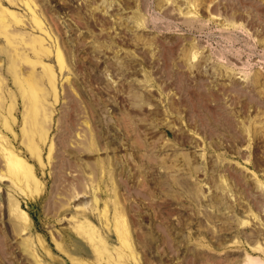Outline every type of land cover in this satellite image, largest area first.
<instances>
[{"label":"rangeland","instance_id":"obj_1","mask_svg":"<svg viewBox=\"0 0 264 264\" xmlns=\"http://www.w3.org/2000/svg\"><path fill=\"white\" fill-rule=\"evenodd\" d=\"M0 20V264H264V0H0Z\"/></svg>","mask_w":264,"mask_h":264},{"label":"bare ground","instance_id":"obj_2","mask_svg":"<svg viewBox=\"0 0 264 264\" xmlns=\"http://www.w3.org/2000/svg\"><path fill=\"white\" fill-rule=\"evenodd\" d=\"M1 21V20H0ZM7 28V27H6ZM32 47V46H31ZM32 49V48H31ZM38 53V52H37ZM18 54V53H17ZM21 55V54H20ZM19 55V56H20ZM23 59V58H22ZM25 61V60H24ZM49 67V66H48ZM46 71V70H45ZM17 72V71H16ZM15 75H17L16 73H15ZM15 75H13L14 77H15ZM53 75V74H52ZM1 77V76H0ZM18 79V78H17ZM14 80H16V79H14ZM21 80V79H20ZM20 80H19V82H20ZM18 81H17V83H19ZM21 82H23V80L21 81ZM16 83V84H17ZM20 84V83H19ZM21 84H24V83H21ZM50 84V83H49ZM18 85V84H17ZM40 85V84H39ZM20 87H21V85H19ZM24 87V86H23ZM34 87V86H33ZM20 89V88H19ZM50 91V90H49ZM20 92H21V90H20ZM10 93V92H9ZM22 93H24L25 94V92H23V89H22ZM3 94V93H2ZM27 94V93H26ZM8 95H10V94H8ZM21 95V94H20ZM55 95V94H54ZM37 96V95H36ZM29 97V96H28ZM14 97H12L11 99H13ZM5 100V99H4ZM14 100V99H13ZM41 100V99H40ZM24 101V100H23ZM27 101V100H26ZM41 101H43V100H41ZM39 103V102H38ZM23 104H25V102L23 103ZM32 104H34V103H32ZM13 106L14 105H12L11 107H9L8 108V113L7 114H9V115H12V110H13ZM41 106V105H40ZM48 106V105H47ZM31 108V107H30ZM4 108H2L1 110H3ZM47 110V109H46ZM45 110V111H46ZM33 112V111H32ZM31 112V113H32ZM48 112V111H47ZM46 112V113H47ZM34 113V112H33ZM49 114V113H48ZM34 115H37V114H34ZM46 115V114H45ZM13 116V115H12ZM30 116H32V115H30ZM27 117V116H26ZM50 117V115L48 116V118ZM36 118V117H35ZM38 118V117H37ZM3 119H4V117H3ZM39 119V118H38ZM42 119V118H41ZM29 120V119H28ZM27 120V121H28ZM34 120V119H33ZM32 120V121H33ZM36 121H38L37 119H36ZM4 122H6V121H4ZM41 122V121H40ZM39 122V123H40ZM33 123V122H32ZM7 124V123H6ZM28 124V123H27ZM36 124H37V122H36ZM41 124H42V122H41ZM65 124V123H64ZM35 125V124H34ZM39 125V124H38ZM8 126V125H7ZM4 127V126H3ZM33 127V126H32ZM35 127V126H34ZM42 132L44 133V135L46 134V132L48 131V129H49V127H48V123L47 122H44L43 123V125H42ZM9 131H11L8 127H6ZM23 128V127H22ZM21 128V133H22V131H23V129ZM28 128V127H27ZM26 128V129H27ZM26 129L23 131V135H27V137L25 138V136H24V138L26 139V140H24V142H23V140H22V144L25 146V148H27V150L30 152L29 154H31V156H34V157H36L38 160H40V152H39V149H38V147H37V145L33 142V140H32V136L31 135H29L28 134V132L26 131ZM32 130H33V128H31ZM35 130V129H34ZM37 130V129H36ZM36 132V131H35ZM25 133V134H24ZM29 133H31L30 132V130H29ZM48 133V132H47ZM66 133V132H65ZM15 135V134H14ZM34 135V134H33ZM38 135V134H37ZM31 136V137H30ZM44 137H46V136H44ZM34 138V137H33ZM40 142H41V140H43L44 141V139H42V135H40ZM37 141V140H36ZM1 144V143H0ZM53 145V144H52ZM3 145H1V147H2ZM8 148V147H7ZM10 148V147H9ZM50 148V147H49ZM5 150V149H4ZM8 150H10V149H8ZM50 150V149H49ZM11 154V153H10ZM12 154H13V152H12ZM11 154V159H12V161H15L16 160V158L13 156ZM4 157V156H3ZM18 158V157H17ZM5 159V158H4ZM37 160V161H38ZM60 161V160H59ZM6 164V163H5ZM23 164H24V166H27L28 168H32L30 165H28L26 162H23ZM62 164V163H61ZM60 169V168H59ZM7 170V169H6ZM57 170V169H56ZM32 171V170H31ZM10 172L11 173H13L14 175H16L19 179H23V177L21 176V174H20V172L16 169V168H14V169H11L10 168ZM8 173V172H7ZM10 173V174H11ZM55 173H56V171H55ZM57 176V175H56ZM60 176H62V175H60ZM12 177V176H11ZM59 178V177H58ZM17 180V179H16ZM23 181V180H22ZM26 182H27V185H26V187H24L25 188V191H21L20 190V192L24 195V196H34V195H38V193H39V191H40V182L38 183V181H36V179L34 178V177H29V178H27L26 179ZM13 184V183H12ZM25 186V185H24ZM249 257V256H248ZM250 259V258H249ZM252 259V258H251ZM255 259V258H254ZM253 259V260H254ZM257 259V258H256ZM255 262H256V260H254ZM259 262H260V260H259ZM257 263V262H256ZM256 263H254V264H256ZM259 264V263H258ZM263 264V263H262Z\"/></svg>","mask_w":264,"mask_h":264}]
</instances>
